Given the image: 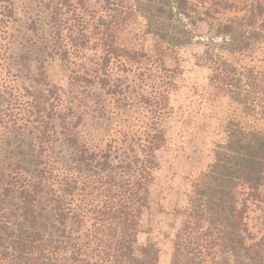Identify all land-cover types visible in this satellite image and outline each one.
Here are the masks:
<instances>
[{
	"label": "trees",
	"instance_id": "trees-1",
	"mask_svg": "<svg viewBox=\"0 0 264 264\" xmlns=\"http://www.w3.org/2000/svg\"><path fill=\"white\" fill-rule=\"evenodd\" d=\"M200 22L229 110L169 264H264V0H0V264L159 263L140 225Z\"/></svg>",
	"mask_w": 264,
	"mask_h": 264
},
{
	"label": "rangeland",
	"instance_id": "rangeland-1",
	"mask_svg": "<svg viewBox=\"0 0 264 264\" xmlns=\"http://www.w3.org/2000/svg\"><path fill=\"white\" fill-rule=\"evenodd\" d=\"M196 34L198 37L192 44L178 51L180 74L175 80L177 87L170 94L173 114L168 121L166 144L158 153L160 169L150 204L140 225L139 244H156L158 264H169L171 241L182 220L180 211L186 205L191 182L213 161L215 146L224 136L221 124L229 110L227 99L209 93L210 71L202 59L207 39L214 37V32L200 22ZM150 45L151 40L147 39L146 46ZM263 50L264 42L257 44L243 60L250 62L249 56L257 59ZM90 125L86 124L85 130L91 135L97 133L93 135L95 142L112 136L111 131ZM250 225H255V220H250ZM252 230L256 232L257 228Z\"/></svg>",
	"mask_w": 264,
	"mask_h": 264
}]
</instances>
